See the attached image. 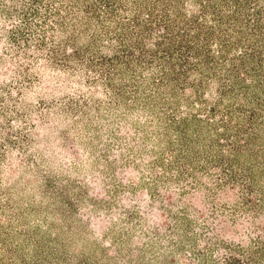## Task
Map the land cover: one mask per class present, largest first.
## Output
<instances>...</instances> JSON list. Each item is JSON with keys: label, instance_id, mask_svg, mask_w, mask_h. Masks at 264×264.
<instances>
[{"label": "rangeland", "instance_id": "obj_1", "mask_svg": "<svg viewBox=\"0 0 264 264\" xmlns=\"http://www.w3.org/2000/svg\"><path fill=\"white\" fill-rule=\"evenodd\" d=\"M0 264H264V0H0Z\"/></svg>", "mask_w": 264, "mask_h": 264}, {"label": "trees", "instance_id": "obj_2", "mask_svg": "<svg viewBox=\"0 0 264 264\" xmlns=\"http://www.w3.org/2000/svg\"><path fill=\"white\" fill-rule=\"evenodd\" d=\"M191 201L193 203L199 204L200 203L199 195L198 194L192 195ZM215 224L217 225V227H215V229L218 231H221L222 236L227 235V236H231V237H234L237 239L244 238V237L240 236V234L238 233L239 231H237L235 228L233 229L232 227L226 225V223L223 221H219L218 223H215ZM241 240H243V239H241Z\"/></svg>", "mask_w": 264, "mask_h": 264}]
</instances>
